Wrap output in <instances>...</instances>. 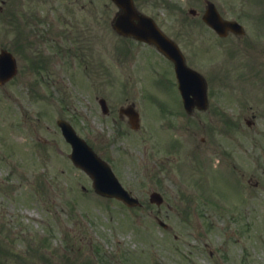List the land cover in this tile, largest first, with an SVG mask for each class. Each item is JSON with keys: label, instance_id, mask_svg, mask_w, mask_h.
Segmentation results:
<instances>
[{"label": "rangeland", "instance_id": "1", "mask_svg": "<svg viewBox=\"0 0 264 264\" xmlns=\"http://www.w3.org/2000/svg\"><path fill=\"white\" fill-rule=\"evenodd\" d=\"M4 1L8 5L0 11V50L15 53L20 74L0 88V264H264V139L250 141L246 157H237L244 177L241 172L232 175L222 161L216 169L218 160L209 161L196 151V135L191 133L195 130L182 129L180 123L172 128L167 115L154 107L151 111L142 95L146 81L156 106L155 101L163 100L162 105L177 110L179 102L169 73L144 81L147 72L139 70L154 58L144 47L132 48L139 68L134 81H124L136 95L122 97L123 86L115 80L119 66L113 62L127 43L110 26L116 8L109 0ZM149 1L137 3L173 34L165 11ZM70 3L75 23L81 27L87 19L92 24L91 56L104 70L112 64L111 85L92 87L91 79L80 73L74 78L71 57L66 60L69 71L62 72L61 59L53 66L57 75H45L41 82L27 72L23 40L29 42L37 33L25 24V15L36 13L49 23L54 19L60 28L59 11L65 12ZM82 3L89 4L85 11ZM11 19L17 23L11 24ZM39 28L46 30L47 24ZM100 93L117 94L116 99H122L118 107L135 100L146 117L140 131L126 124L114 126L105 118L95 100ZM259 98L254 100L262 102ZM63 117L113 166L143 207L129 209L95 194L91 178L69 159L71 146L57 126ZM258 128L264 134V128ZM204 172L203 179L211 183L205 181L199 188ZM153 191L162 194L165 205L150 203ZM184 192L200 193L193 198L198 208L184 207L179 201L185 199Z\"/></svg>", "mask_w": 264, "mask_h": 264}, {"label": "flooded vegetation", "instance_id": "2", "mask_svg": "<svg viewBox=\"0 0 264 264\" xmlns=\"http://www.w3.org/2000/svg\"><path fill=\"white\" fill-rule=\"evenodd\" d=\"M210 2L223 20L237 22L239 25L231 24L221 34L207 25L204 17L209 11ZM70 10H58L62 27L58 28V23L52 19L53 30L44 33L46 40L51 37L57 42L59 30L61 37L67 39L74 35V19L70 16ZM164 11L168 17L166 23L180 43L171 38L182 48L187 63L195 60L203 64H197L201 68L195 69L204 75L207 82L206 109L203 110L204 105L197 106L191 113L200 140L207 143L208 136L215 139L224 137L229 140L227 143L234 151H245L244 145L251 140V132L255 138L259 136L258 127L264 128V89L261 92L264 81V0H165ZM26 18L36 28L38 15ZM87 50L85 46L76 49L78 54L83 53L78 55L82 64H89V57L85 56ZM190 51L194 56H189ZM42 53L43 50H40L38 54ZM74 53L75 49L58 43L52 59L59 62L61 57L71 54L74 60ZM163 61L171 69L172 63L169 60ZM99 65L98 75L101 76ZM120 65L121 75L132 80L134 63L126 58V62ZM89 67L90 64L86 66ZM170 69L167 67L168 71ZM126 92L135 94V89ZM254 98L262 99V102ZM184 110L182 102L180 119L187 125L191 122L186 120L185 114L182 115ZM115 112V107L108 103L106 118L127 123L120 109L117 117Z\"/></svg>", "mask_w": 264, "mask_h": 264}, {"label": "water", "instance_id": "3", "mask_svg": "<svg viewBox=\"0 0 264 264\" xmlns=\"http://www.w3.org/2000/svg\"><path fill=\"white\" fill-rule=\"evenodd\" d=\"M124 11L115 21V29L126 36H134L140 40L156 43L160 47L166 43V39L155 28L152 21L140 15L134 8L132 0H113ZM138 20V24L135 23ZM181 64V63H179ZM0 73L5 77L0 84L8 81L16 73V62L13 56L2 51L0 54ZM66 139L73 146L71 155L75 165L83 168L94 179L96 191L104 196L116 197L129 205H136L137 201L121 187L110 168L81 140L74 129L64 123H60ZM152 200H159L157 194L152 195Z\"/></svg>", "mask_w": 264, "mask_h": 264}]
</instances>
